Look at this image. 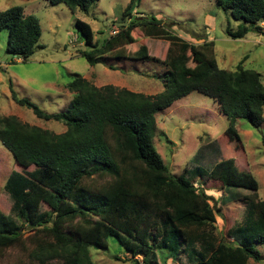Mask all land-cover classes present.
<instances>
[{
    "label": "trees",
    "instance_id": "trees-1",
    "mask_svg": "<svg viewBox=\"0 0 264 264\" xmlns=\"http://www.w3.org/2000/svg\"><path fill=\"white\" fill-rule=\"evenodd\" d=\"M48 1L74 12H89L96 0ZM141 1L131 0L121 15V22L129 20L128 25L122 24L103 44L94 42L90 23L77 19L90 46L81 54L90 65L106 58L145 61L156 58L149 53L146 36L168 40L176 53L170 49L163 60L168 70L161 94L113 84L100 87L77 76L67 84L73 94L69 107L49 113L20 97L10 85L16 103L30 108L38 118L62 122L66 130L57 134L15 115L0 117L1 143L14 154L17 165L31 169L29 176L13 172L5 183L13 199L11 211L20 221L0 205V257L7 249L26 247L29 242L34 248L28 254L37 264H95L90 247L107 248L109 238L115 237L126 252L143 255L144 260L154 257L156 249L167 258L175 256L182 239L191 249L199 244L195 264H248L262 259L256 245L264 244V200L259 198L256 177L239 169L233 157H224L209 171V179L220 182L222 188L251 192L244 198L246 223L231 226L219 240L216 211L221 214L224 207L216 209L213 196L195 184L201 170L191 176L174 175L154 142L156 114L199 91L229 118L227 139L242 148L237 119L253 126L264 122L261 74L245 68L244 59L234 70L220 67L214 40L190 42L174 33L164 17L142 12L138 16ZM217 4L241 21L236 29L227 26L228 36L242 39L250 32L264 34V0H217ZM3 30L8 32L7 52L23 61L41 47L39 18L26 15L22 6L0 11ZM225 145L229 146L227 140ZM43 205L47 209L42 211ZM134 262L140 264L138 259Z\"/></svg>",
    "mask_w": 264,
    "mask_h": 264
},
{
    "label": "rangeland",
    "instance_id": "rangeland-1",
    "mask_svg": "<svg viewBox=\"0 0 264 264\" xmlns=\"http://www.w3.org/2000/svg\"><path fill=\"white\" fill-rule=\"evenodd\" d=\"M130 2L96 0L89 12L80 9L74 12L64 4H51L48 0H0V11L19 5L26 15H36L42 31L41 47L25 61L7 52L8 32H0V117L15 115L24 123L57 134L66 130L62 122L38 118L30 108L16 103L11 97V84L20 97L31 100L49 113L63 112L69 107L73 94L67 84L77 76H83L100 87L113 84L149 95L161 94L165 90L164 76L168 70L163 60L170 49L176 53V46L168 40L146 36L149 53L156 58L145 61L106 58L90 65L81 54L90 46L76 20L90 23L94 42L103 44L114 28L119 31L122 24L128 25L129 20L121 22V15ZM137 10L138 16L142 12L164 17L165 24L187 41L214 40L220 67L234 70L244 59L245 68L258 71L264 83V34L250 32L242 39L228 36L227 26L236 29L241 21L236 20L231 11L219 8L217 0H142ZM139 38L142 40V36ZM156 119L155 146L171 172L177 176H191L200 169L195 184L213 196L211 203L216 209L220 205L224 207L221 214L216 211L215 223L216 236L222 240L231 226L246 223L247 203L244 198L251 192L243 188L224 189L220 182L209 179V171L224 157H233L239 169L256 177L259 198L264 200V122L253 126L248 120L238 118L236 128L243 143V147L238 148V143L227 139L225 133L229 118L220 112L212 98L199 91H193L160 110ZM225 140L229 146H224ZM13 155L0 141V205L5 213L19 220L16 211H11L13 199L5 183L13 172L29 176L31 169L17 165ZM45 209L47 206L43 205L42 211ZM181 242V249L175 256L167 258L165 252L156 249L154 257L146 260L143 255L133 256L126 252L115 237L109 238L107 248L92 246L90 249L95 264H136L135 259L140 264H195L199 244L191 249L186 240ZM26 247L18 245L7 249L0 257V264H37L28 254L34 246L27 242ZM256 247L262 253V259H251L248 264H264V244Z\"/></svg>",
    "mask_w": 264,
    "mask_h": 264
},
{
    "label": "built area",
    "instance_id": "built-area-1",
    "mask_svg": "<svg viewBox=\"0 0 264 264\" xmlns=\"http://www.w3.org/2000/svg\"><path fill=\"white\" fill-rule=\"evenodd\" d=\"M117 32H118V29H117V28H116V29L114 28L110 33L114 35V34H116Z\"/></svg>",
    "mask_w": 264,
    "mask_h": 264
}]
</instances>
